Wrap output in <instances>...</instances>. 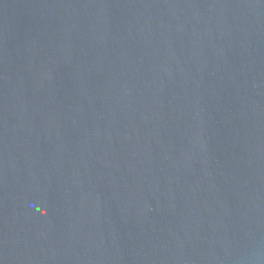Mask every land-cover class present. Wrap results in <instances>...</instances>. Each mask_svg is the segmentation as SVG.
I'll use <instances>...</instances> for the list:
<instances>
[{
    "label": "water",
    "instance_id": "95a60500",
    "mask_svg": "<svg viewBox=\"0 0 264 264\" xmlns=\"http://www.w3.org/2000/svg\"><path fill=\"white\" fill-rule=\"evenodd\" d=\"M0 264H264V0H0Z\"/></svg>",
    "mask_w": 264,
    "mask_h": 264
}]
</instances>
